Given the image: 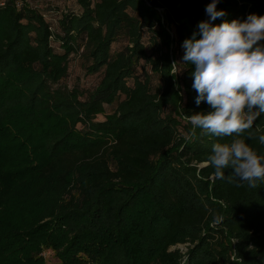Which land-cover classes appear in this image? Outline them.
<instances>
[{"label": "trees", "instance_id": "16d2710c", "mask_svg": "<svg viewBox=\"0 0 264 264\" xmlns=\"http://www.w3.org/2000/svg\"><path fill=\"white\" fill-rule=\"evenodd\" d=\"M5 1L0 264H51L45 249L58 264H264V182L237 187L207 163L213 144L236 138L264 155V114L251 140L193 132L187 119L212 111L195 103V66L182 64L212 0H72L76 11ZM217 10L213 25L243 22L264 15V0ZM72 54L102 74L94 88L66 83Z\"/></svg>", "mask_w": 264, "mask_h": 264}, {"label": "clouds", "instance_id": "9594fccd", "mask_svg": "<svg viewBox=\"0 0 264 264\" xmlns=\"http://www.w3.org/2000/svg\"><path fill=\"white\" fill-rule=\"evenodd\" d=\"M219 2L212 0L206 6L210 19L201 21L199 32L182 43V64L195 66V103L206 102L212 109L187 119L193 132L201 129L218 138L240 137L247 132L248 139H256L260 130L252 131L254 121L264 114V45L258 43L264 41V15L250 14L243 22L233 19L213 25L211 21L226 15L217 10ZM258 140L264 145V135ZM207 163L214 168L216 179H227L237 187L246 183L257 188L258 182H264V155L244 139L213 144ZM226 169L233 170L227 177Z\"/></svg>", "mask_w": 264, "mask_h": 264}, {"label": "rangeland", "instance_id": "374dc122", "mask_svg": "<svg viewBox=\"0 0 264 264\" xmlns=\"http://www.w3.org/2000/svg\"><path fill=\"white\" fill-rule=\"evenodd\" d=\"M41 4L47 5L50 3L51 0H39ZM59 6H57L58 9L61 11H76L77 10V5L75 2L72 0H58ZM160 12L163 13V10H159ZM58 26V25H57ZM58 26V30H59ZM145 41H148V34L145 36ZM148 43V42H147ZM57 46L59 45L58 43H55ZM124 42H116L113 45V50H120L124 46ZM81 58L78 56H75L74 54L71 55V60H70V75L69 78L67 79L66 83L68 84L69 87H74V86H79L84 89H90L94 88L100 81L102 74H94V75H88L85 71V69L82 67V62ZM144 66V62H142L141 67L139 68L138 72L139 74L142 73V69ZM154 83L157 84V79H154ZM107 113L112 112V107H107L106 110ZM104 115H100L99 119H103ZM182 248H186V246L182 245ZM44 257L46 258L48 263L51 264H58L60 263L59 258L55 255L54 251L51 249H45L43 252Z\"/></svg>", "mask_w": 264, "mask_h": 264}, {"label": "built area", "instance_id": "2783aa9c", "mask_svg": "<svg viewBox=\"0 0 264 264\" xmlns=\"http://www.w3.org/2000/svg\"><path fill=\"white\" fill-rule=\"evenodd\" d=\"M5 0H1L0 1V5H5ZM30 4V5H34V3L32 2V0H17V6L20 8V7H23L25 4ZM52 13H54L53 11H51L50 13H47V14H45V18L47 19V20H49V21H51L52 22V25H51V30H53L54 31V29L57 27V24H58V20H59V17L58 16H56V17H51L50 15L52 14ZM182 245H179L178 247L180 248V249H182L183 251H185L186 250V248H182L181 247ZM184 246H186V245H184ZM176 247H174L173 249H175Z\"/></svg>", "mask_w": 264, "mask_h": 264}]
</instances>
